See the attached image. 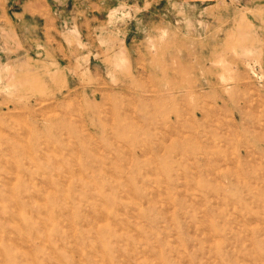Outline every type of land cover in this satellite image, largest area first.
<instances>
[{"label":"rangeland","instance_id":"rangeland-1","mask_svg":"<svg viewBox=\"0 0 264 264\" xmlns=\"http://www.w3.org/2000/svg\"><path fill=\"white\" fill-rule=\"evenodd\" d=\"M49 1L0 0V264H264V0Z\"/></svg>","mask_w":264,"mask_h":264},{"label":"crops","instance_id":"crops-1","mask_svg":"<svg viewBox=\"0 0 264 264\" xmlns=\"http://www.w3.org/2000/svg\"><path fill=\"white\" fill-rule=\"evenodd\" d=\"M9 1V7L8 9H11L14 7L15 11L12 12L13 15H18L20 13V9L22 7V0H19V2L15 1V0H8ZM53 1H57V0H53ZM46 5L52 7V6H58L61 4H57L54 2H50L49 0H46Z\"/></svg>","mask_w":264,"mask_h":264}]
</instances>
